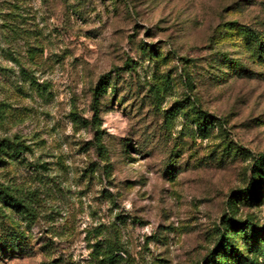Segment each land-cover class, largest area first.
<instances>
[{
	"label": "rangeland",
	"instance_id": "rangeland-1",
	"mask_svg": "<svg viewBox=\"0 0 264 264\" xmlns=\"http://www.w3.org/2000/svg\"><path fill=\"white\" fill-rule=\"evenodd\" d=\"M229 23L264 41V0H0V139L27 147L0 184L37 213L0 203V264H206L225 237L211 264L256 263L264 54Z\"/></svg>",
	"mask_w": 264,
	"mask_h": 264
},
{
	"label": "trees",
	"instance_id": "trees-1",
	"mask_svg": "<svg viewBox=\"0 0 264 264\" xmlns=\"http://www.w3.org/2000/svg\"><path fill=\"white\" fill-rule=\"evenodd\" d=\"M233 25L238 32L243 35L242 36V41L245 47V50H250L248 49V44H251L252 48H255L259 54V56H262L264 54V41L262 38V35L259 33H256L255 31L251 30L248 27L238 25L236 23H229L227 26ZM226 26V25H224ZM14 62H17L15 59H12ZM23 75L25 76L26 73L22 70ZM27 78L29 76L27 75ZM30 84H35L34 81L31 79L28 81ZM108 85L107 82H102L100 85H98L94 91H93V100H92V111L94 112L93 117H92V122L91 126L93 128H97L95 133L98 132V129L100 128V123H99V118L97 116L98 109H99V99L105 94L106 92V86ZM1 106L0 104V111H1ZM1 115V113H0ZM1 118V117H0ZM207 117H202L198 119V121H201L202 123H198V127L201 128L203 126V123H205ZM96 143L94 144L95 148L98 150V153L104 154V149L101 145L100 142V137L98 136L96 138ZM27 150V147L23 144V142L18 139V137H13L12 139L9 138H2L0 139V160H2L4 157H14L17 155H20L22 152ZM251 172L253 174L256 173L258 176L255 181L261 180V188H264V155L259 156L257 159L254 160V163L251 167ZM263 176V177H262ZM256 183V182H255ZM254 190V184L249 186V189L247 192H249V198L250 200H253V196L250 195V192ZM264 195V194H262ZM33 195H29L26 192H22L19 190H15L8 185H3L0 184V203L6 208L13 210L19 217H21L24 221L28 222L29 224H32L36 221L37 219V213L35 211V208L33 206ZM230 223V220L228 221ZM233 228H236L238 230L239 224L234 225ZM253 237L256 239L254 241V244L256 243L257 248L255 247V261L254 263L250 258L249 255H247L246 258H244V262L239 261L240 263H248V264H258L257 261L259 258H262L264 260V227L258 228V229H252L251 230ZM7 236L5 239L6 243H12L15 244V247L17 248V239L18 237H13V235L10 234V232H7ZM231 238L225 237L224 238V243L219 244L218 250H214L209 258L206 264H211L214 259H218V256L220 255V252H224L226 248L229 246ZM261 240V241H260ZM260 242H263L262 245ZM13 247V245H12ZM254 248V246H253ZM258 249V250H257ZM5 252H9L8 250H5ZM118 249L113 247L112 245H106V246H101L98 248L95 260L97 264H113L114 258H116ZM230 258V257H229ZM232 258V257H231ZM228 260V259H226ZM230 264V263H229Z\"/></svg>",
	"mask_w": 264,
	"mask_h": 264
}]
</instances>
